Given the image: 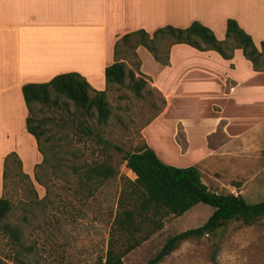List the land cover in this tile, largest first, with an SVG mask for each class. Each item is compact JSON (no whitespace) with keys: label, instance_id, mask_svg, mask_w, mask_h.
<instances>
[{"label":"rangeland","instance_id":"374dc122","mask_svg":"<svg viewBox=\"0 0 264 264\" xmlns=\"http://www.w3.org/2000/svg\"><path fill=\"white\" fill-rule=\"evenodd\" d=\"M215 33L219 39H224L226 26L217 27ZM260 42V38L257 39L258 45ZM239 51L234 63L236 74L247 80L246 91L241 90L234 96L217 92L219 80L227 74V66L225 71L222 70L224 74L217 78L219 75L207 72L210 65L204 60L201 62L205 56L196 50H178L174 70L154 64L145 56L147 70L166 82L169 90L180 94L174 100L177 105L170 114L161 118L147 136L157 154L160 152L158 147H164V155L160 157L165 163L196 165L204 182L213 191L242 194L248 200L258 202L264 200V142H240L237 146L241 147L239 155H175L171 150L181 148L175 132L181 140L187 130L194 135L201 126L204 131V118L209 121L215 118V131L208 130L225 132L232 141L243 137L264 138V72L254 73L252 62L244 57L242 50ZM132 52L123 48L119 57L127 58L129 63L135 62ZM181 58L191 61L184 67L195 66L200 71L181 72L178 67ZM165 76H169L168 81ZM109 89L113 114L99 130L104 139L122 147L123 152L107 148L98 136L80 129L78 121H74L76 109L70 101L67 100L70 113L65 104L51 108L36 106V117L45 121L43 145L49 163L36 166L31 172L32 178L25 177L16 158H12L7 166L3 196L13 203L7 222L20 228L22 238L15 240L0 227V257L5 261L12 264L18 261L23 264H100L104 259L113 221L112 211L116 209L122 188L121 177L135 178L124 156L147 144L144 136L147 126L166 106L163 94L151 85L140 96L116 84ZM253 90L263 91V94L254 95ZM214 105L219 110L213 112ZM80 118L89 125L96 124V119ZM256 121L260 124H255ZM213 140L211 144L215 143ZM218 144H224L220 138ZM106 160L119 167L120 175L108 180L96 195L83 194L72 167ZM35 172L42 183L35 179ZM2 194L1 190L0 197ZM213 211L212 206L200 203L181 216L170 215L163 229L129 253L125 263L147 264L169 237L202 225ZM156 264H264V219L252 226L232 221L216 234L186 240Z\"/></svg>","mask_w":264,"mask_h":264},{"label":"crops","instance_id":"0c3cea01","mask_svg":"<svg viewBox=\"0 0 264 264\" xmlns=\"http://www.w3.org/2000/svg\"><path fill=\"white\" fill-rule=\"evenodd\" d=\"M229 18H235L241 27L254 37L256 43L259 38L260 41L264 40V0H0L2 196L5 190L6 159L9 155L16 154L19 157L23 172L31 178L32 171L43 161L38 141L27 129L29 109L23 93L24 85L49 82L59 74L78 72L96 90H107L109 96L106 68L116 61L115 48L125 34L140 29L153 33L167 25L186 28L194 21L207 25L215 32L217 27L224 28ZM178 50H196L204 54L205 57L201 56V62L204 60L205 64L210 65V68H206L207 72L219 75L217 78L224 74L222 70L225 71L227 66V74L219 80L220 87L217 92L234 96L240 94L241 90L246 91L244 86L247 80L241 74H236L237 67L234 63L235 55L242 49H236L233 58L225 59L214 50L200 51L188 44L179 43L171 47L169 64L163 65L145 46L140 45L136 51L141 60V72L151 87L163 94L166 105L147 126L144 135L147 144L153 149L154 145L147 136L149 130L161 118L170 114L172 108L177 105L174 100L180 94L169 90L170 86L166 82L158 79L157 74L148 71L143 58L146 56L153 60L154 64L158 63L165 69L174 70ZM190 62L189 58H181L179 70L184 73L200 71L199 67H184ZM168 79L169 76H165V80ZM253 91L254 95L259 92L263 94V91ZM217 110L219 108L214 105L213 112ZM202 121L203 127H206L204 131L201 126L197 127L198 131L194 135L187 130L181 140L175 132L181 147L171 148L175 155H239L241 147L237 146L240 142H264V138L244 137L232 141L225 132L213 133L217 124L215 118L210 121L204 118ZM257 136L258 133L255 134V137ZM219 138L220 142L224 143L221 146L218 144ZM211 139L214 144H211ZM163 148L157 149L160 151L159 157L164 155Z\"/></svg>","mask_w":264,"mask_h":264},{"label":"trees","instance_id":"16d2710c","mask_svg":"<svg viewBox=\"0 0 264 264\" xmlns=\"http://www.w3.org/2000/svg\"><path fill=\"white\" fill-rule=\"evenodd\" d=\"M179 43L188 44L201 51L214 50L225 59L233 58L236 49L239 48L252 62L256 71H264V40L258 45L254 37L242 28L235 18L227 20L224 39H219L207 25L194 21L186 28L167 25L153 33L140 29L121 37L115 48L117 59L106 68L108 88L116 84L133 90L138 96L142 95L150 84L141 72L137 48L140 45L145 46L159 63L168 65L171 47ZM123 48H126V51L129 49L133 51L135 62L129 63L126 61L127 58L119 57ZM137 73L140 76H137ZM23 93L29 109L27 129L36 137L39 149L43 153V161L37 168L49 163L43 145L45 121L36 117L37 105L41 108H51L65 104L68 105L67 111L70 113L68 102L70 101L76 109L74 121H78L80 129L98 136L107 148L124 151L119 145L104 139L99 130L109 122L113 114L107 90H96L80 73H62L49 82L28 83L24 85ZM80 117L86 120L96 119L95 126L87 124ZM12 158H16L22 168V162L16 154L7 157L5 187L7 166ZM124 160L135 174V178L121 177L122 188L116 209L112 211L113 221L108 249L100 264H126L125 257L162 230L166 218L170 215L181 216L200 203L214 208L208 220L198 227L169 237L156 257L147 264H156L163 260L186 240L200 239L205 235L218 233L232 221L252 226L264 219V200L252 202L242 194L215 192L204 182L202 172L196 165L182 167L167 164L148 144H144L137 151L127 153ZM72 172L78 177L83 194L90 196L96 195L108 180L120 175L119 167L107 160L73 166ZM25 177L30 178L27 174ZM35 179L42 183L36 172ZM12 209L11 199L1 196L0 227L13 239L20 241L22 238L20 228L7 222ZM0 264L12 263L0 257ZM15 264L23 262L18 261Z\"/></svg>","mask_w":264,"mask_h":264}]
</instances>
